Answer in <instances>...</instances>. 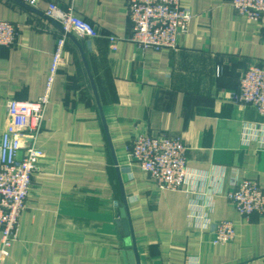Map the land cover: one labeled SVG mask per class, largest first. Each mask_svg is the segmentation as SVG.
<instances>
[{
	"label": "crops",
	"instance_id": "0c3cea01",
	"mask_svg": "<svg viewBox=\"0 0 264 264\" xmlns=\"http://www.w3.org/2000/svg\"><path fill=\"white\" fill-rule=\"evenodd\" d=\"M231 1L181 0L193 18L180 47L157 50L130 40L128 0H0V19L19 30L18 46L0 47V139L8 100L46 90L60 32L49 3L72 4L99 30L68 37L38 140L45 156L4 264H264V215L247 220L226 198L235 178L264 186V141L244 134L264 116L231 101L242 73L264 63V23ZM139 131L182 139L202 175L194 192L160 190L131 159ZM221 220L236 236L213 245L201 227Z\"/></svg>",
	"mask_w": 264,
	"mask_h": 264
},
{
	"label": "built area",
	"instance_id": "2783aa9c",
	"mask_svg": "<svg viewBox=\"0 0 264 264\" xmlns=\"http://www.w3.org/2000/svg\"><path fill=\"white\" fill-rule=\"evenodd\" d=\"M39 0H26L36 6ZM235 11L259 23H264V0H232ZM127 13L132 22L130 40L139 47L177 50L180 36L187 32L193 18L181 0H128ZM45 16L58 23L60 32L55 39V50L50 75L43 95L37 100L11 98L7 104V123L0 139V264L10 255V248L18 239L21 214L28 207L33 177L39 169L45 152L38 145L50 102L55 76L64 62L68 37H97L98 28L80 17L71 4L64 7L49 3ZM110 47L118 49L119 38L109 36ZM19 45L18 26L0 19V47ZM231 101L238 106L251 107L264 116V63L250 65L240 77L238 90L232 92ZM247 141H264V123L244 128ZM186 146L180 137L167 134H133L127 151L131 159L148 174L160 190H185L194 192V178L201 177L187 163ZM226 198L235 206L240 216L249 220L253 214L264 215V186L255 179L232 181ZM212 232L213 245L232 242L236 236L231 220H221L201 227Z\"/></svg>",
	"mask_w": 264,
	"mask_h": 264
},
{
	"label": "water",
	"instance_id": "95a60500",
	"mask_svg": "<svg viewBox=\"0 0 264 264\" xmlns=\"http://www.w3.org/2000/svg\"><path fill=\"white\" fill-rule=\"evenodd\" d=\"M120 212H121V218H122V224L123 226L126 228L127 227V212H126V209L124 207H121L120 208ZM135 250H130L128 252V256L130 257V259L132 260V257L134 256ZM133 262V260H132Z\"/></svg>",
	"mask_w": 264,
	"mask_h": 264
}]
</instances>
